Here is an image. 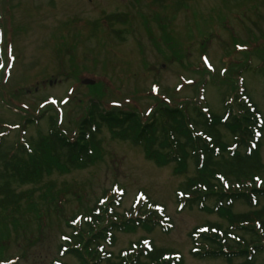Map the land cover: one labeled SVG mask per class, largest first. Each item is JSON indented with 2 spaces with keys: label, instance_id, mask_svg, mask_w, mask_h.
Returning a JSON list of instances; mask_svg holds the SVG:
<instances>
[{
  "label": "rangeland",
  "instance_id": "1",
  "mask_svg": "<svg viewBox=\"0 0 264 264\" xmlns=\"http://www.w3.org/2000/svg\"><path fill=\"white\" fill-rule=\"evenodd\" d=\"M112 14H122L126 22L107 23L104 18ZM84 79L94 87L87 88ZM235 96L256 106L264 127V0H190L180 8L175 0H0L5 147L33 145L47 134L52 116L58 130L73 140L79 122L94 104L100 108L99 102L106 111H135L145 121L155 109L185 105L192 118L193 106L222 116L225 101ZM32 116L36 122H26ZM220 132L225 143L233 144L227 130ZM97 140L94 163L53 172L36 189L14 185L17 192H35L18 212L0 209V231L7 229L0 233V264H78L60 252L73 232L67 222L88 214L105 192L114 195L118 205L111 207L118 214L163 216L161 227L152 231L138 226L115 232L113 245H104L112 257L143 238L178 254L183 264H244L242 258L202 260L190 254L195 228L227 226L224 211L212 212L214 200L204 211L183 205L180 191L194 176L192 161L184 171L175 164L159 167L146 159L143 145L114 139L106 127ZM259 154V172L240 182L229 177L224 187L240 191L254 181L264 185V129ZM31 204L36 209L29 210ZM263 206L261 198L256 210ZM247 211L241 201L231 207L233 214ZM258 245L261 251L251 264H264V232Z\"/></svg>",
  "mask_w": 264,
  "mask_h": 264
},
{
  "label": "trees",
  "instance_id": "2",
  "mask_svg": "<svg viewBox=\"0 0 264 264\" xmlns=\"http://www.w3.org/2000/svg\"><path fill=\"white\" fill-rule=\"evenodd\" d=\"M175 1L180 8L190 0ZM104 20L123 24L126 17L112 14ZM91 87L94 86H87ZM236 98L225 101L222 116H214L192 105V118L185 105L181 108L161 107L159 111L155 109L151 119L145 121L135 111H106L99 102L100 108L94 104L86 118L78 121L73 140L58 130L54 116L49 118L47 134L37 137L31 146L18 143L5 147L3 134L0 133V209L18 212L23 201L32 199L34 186H45L46 176L94 163L95 154L100 149L97 135L101 128L106 127L114 139L143 145L146 159L159 167L175 164L177 170L184 171L187 163L193 162L194 176L183 186L184 191H180L184 195L181 198L185 202L183 205H196L204 211L206 202L214 200L212 212L224 211L227 222L226 228L206 223L191 232L190 254L194 258L226 261L242 258L244 264H251L254 256L261 251L258 244L264 232V206L256 208L259 199L264 198V185L254 181L251 186L238 191L225 188L222 181L231 177L240 182L262 169L259 147L264 127L256 106H247ZM30 118L26 122H36L37 117ZM220 128L231 134L233 144L224 142ZM15 184L31 185L33 189L17 192ZM51 199L53 202L56 200ZM114 201V195L111 193L106 197L105 192L88 214H74L67 222L73 232L63 240L66 244L62 246L61 255L74 256L78 264H183L178 254L155 248L143 238L120 251L116 257L105 251L104 245H113L115 232L134 230L138 226L152 231L161 227L163 218L162 215H155L157 212H148L145 217L137 218L132 212L118 214L111 207L118 205ZM234 201L243 202L249 211L233 214L231 207ZM27 208L34 210L36 206L31 204ZM35 213L38 215L39 211ZM6 231L3 226L0 233L5 234ZM237 233L248 235L250 241L237 236ZM3 238L1 236L0 241Z\"/></svg>",
  "mask_w": 264,
  "mask_h": 264
},
{
  "label": "water",
  "instance_id": "3",
  "mask_svg": "<svg viewBox=\"0 0 264 264\" xmlns=\"http://www.w3.org/2000/svg\"><path fill=\"white\" fill-rule=\"evenodd\" d=\"M83 84L84 85H93L94 84V82L93 81H91V80H83Z\"/></svg>",
  "mask_w": 264,
  "mask_h": 264
}]
</instances>
